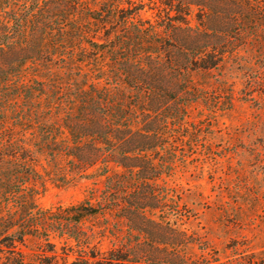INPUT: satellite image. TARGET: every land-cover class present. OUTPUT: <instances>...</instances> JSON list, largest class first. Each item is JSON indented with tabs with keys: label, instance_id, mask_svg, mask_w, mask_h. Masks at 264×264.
<instances>
[{
	"label": "trees",
	"instance_id": "obj_1",
	"mask_svg": "<svg viewBox=\"0 0 264 264\" xmlns=\"http://www.w3.org/2000/svg\"><path fill=\"white\" fill-rule=\"evenodd\" d=\"M136 1L0 0V264H195L169 180L197 154L178 149L198 140L191 106L218 109L210 71L264 57V0H157L155 22ZM59 164L92 180L88 200L38 203ZM106 213L127 227L110 247L82 226Z\"/></svg>",
	"mask_w": 264,
	"mask_h": 264
},
{
	"label": "rangeland",
	"instance_id": "obj_2",
	"mask_svg": "<svg viewBox=\"0 0 264 264\" xmlns=\"http://www.w3.org/2000/svg\"><path fill=\"white\" fill-rule=\"evenodd\" d=\"M136 3L143 5L142 18L157 20V0ZM189 18L194 23V16ZM263 62L264 57L248 53L229 57L208 77L212 82L216 78L223 83L217 89L219 94L212 92L210 97L219 101L218 109L210 112L207 106L194 104L189 110L188 131L194 132L198 140L192 145L186 139L178 149L197 154L193 159L187 158L169 181L180 194L182 217L178 227L188 235L185 251L195 264H264ZM195 78L204 81L200 75ZM228 89L232 93L231 104L227 102ZM70 170L69 164L41 169L45 181L38 197L41 206L89 199L92 180L72 177ZM82 226L94 229L104 247L118 243L127 228L114 213L88 216ZM51 240L55 242V254L60 256V240ZM20 247L35 258L42 257L41 249H49L37 238L27 239Z\"/></svg>",
	"mask_w": 264,
	"mask_h": 264
}]
</instances>
